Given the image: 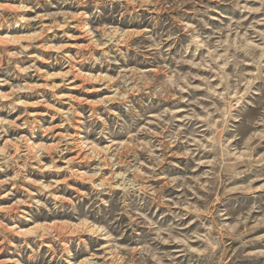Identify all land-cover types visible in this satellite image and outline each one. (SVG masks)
<instances>
[{"label": "rangeland", "instance_id": "374dc122", "mask_svg": "<svg viewBox=\"0 0 264 264\" xmlns=\"http://www.w3.org/2000/svg\"><path fill=\"white\" fill-rule=\"evenodd\" d=\"M0 264H264V0H0Z\"/></svg>", "mask_w": 264, "mask_h": 264}, {"label": "bare ground", "instance_id": "6f19581e", "mask_svg": "<svg viewBox=\"0 0 264 264\" xmlns=\"http://www.w3.org/2000/svg\"><path fill=\"white\" fill-rule=\"evenodd\" d=\"M95 83V82H94ZM35 115V114H34ZM31 150V149H30Z\"/></svg>", "mask_w": 264, "mask_h": 264}]
</instances>
